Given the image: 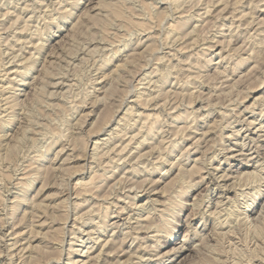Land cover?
Returning a JSON list of instances; mask_svg holds the SVG:
<instances>
[{
  "label": "rangeland",
  "instance_id": "374dc122",
  "mask_svg": "<svg viewBox=\"0 0 264 264\" xmlns=\"http://www.w3.org/2000/svg\"><path fill=\"white\" fill-rule=\"evenodd\" d=\"M263 23L264 0H0V264H44L61 248L56 264L69 248L76 264L100 249L98 264L131 252L121 264H264ZM93 175L76 208L69 190ZM144 189L161 209L147 220ZM61 198L65 210L52 209Z\"/></svg>",
  "mask_w": 264,
  "mask_h": 264
},
{
  "label": "bare ground",
  "instance_id": "6f19581e",
  "mask_svg": "<svg viewBox=\"0 0 264 264\" xmlns=\"http://www.w3.org/2000/svg\"><path fill=\"white\" fill-rule=\"evenodd\" d=\"M160 1H161V0H160ZM166 1H167V0H166ZM208 1H210V0H208ZM236 1H237V0H236ZM239 1H240V0H239ZM176 2H178V1H176ZM205 2H206V1H205ZM215 2H216V1H215ZM217 2H218V1H217ZM221 2H222V1H221ZM234 2H235V1H234ZM241 2H242V1H241ZM122 3H123V2H122ZM169 3H170V2H169ZM208 3H209V2H208ZM225 3H226V2H225ZM238 3H239V2H238ZM258 3H259V2H258ZM113 4H114V3H113ZM179 4H180V3H179ZM188 4H189V3H188ZM211 4H212V3H211ZM211 4H210V5H211ZM228 4H229V3H228ZM234 4H235V3H234ZM182 5H183V4H182ZM205 5H209V4L206 3ZM215 5H216V4H215ZM225 5H226V4H225ZM231 5H232V4H231ZM120 6H122V5L120 4ZM172 6H173V5H172ZM226 6H227V5H226ZM235 6H236V5H235ZM235 6H234V7H235ZM128 7H129V6H128ZM176 7H177V6H176ZM187 7H188V6H187ZM189 7H190V6H189ZM193 7H194V6H193ZM208 7H209V6H208ZM208 7H207V8H208ZM211 7H212V6H211ZM221 7H222V6H221ZM230 7H231V6H230ZM130 8H131V6H130ZM173 8H174V7H173ZM226 8H227V7H226ZM114 9H115V11L120 10L119 7H115ZM121 9H122V7H121ZM178 9H179V8H178ZM202 9H203V8H202ZM211 9H212V8H211ZM224 9H225V7H224ZM230 9H231V8H230ZM234 9H235V8H234ZM236 9H237V8H236ZM186 10H187V9H186ZM190 10H191V9H190ZM208 10H209V9H208ZM208 10L206 9L205 11L208 12ZM218 10H219V9H218ZM235 11H236V10H235ZM24 12H25V11H24ZM64 12H65V11H64ZM129 13H130V11H129ZM135 13H137V12H135ZM208 13H209V12H208ZM233 13H234V12H233ZM154 14H155V13H154ZM156 14H157V13H156ZM205 14H206V13H205ZM247 14H248V13H247ZM138 15H139V14H138ZM225 15H226V14H225ZM131 16H132V15H131ZM168 16H169V15H168ZM168 16H167V17H168ZM180 16H181V15H180ZM191 16H192V15H191ZM217 16H218V14H217ZM219 16H220V14H219ZM227 16H228V15H227ZM227 16H224V17H227ZM242 16H243V13H242ZM165 17H166V16H165ZM232 17H233V16H232ZM234 17H235V16H234ZM251 17H253V14H252ZM125 18H126V17H125ZM132 18H133V17H132ZM215 18H217V17H215ZM239 18H240V17H239ZM31 19H32V18H31ZM53 19H55V18H53ZM237 19H238V18H237ZM251 21H252V18H251ZM252 22H253V21H252ZM160 23H162V21H161ZM178 23H179V22H178ZM256 23H257V22H256ZM259 23H260V22H259ZM180 24H181V23H180ZM221 24H222V23H221ZM263 24H264V23H263ZM167 25H168V24H167ZM231 25H232V24H231ZM243 25H244V24H243ZM177 26H178V25H177ZM182 26H183V25H181L180 27L182 28ZM246 26H247V25H246ZM180 27H179V28H180ZM220 27H221V26H220ZM177 28H178V27H177ZM238 28H239V27H238ZM245 29H246V28H245ZM165 30H166V29H165ZM178 30H179V29H178ZM189 31H190V30H189ZM244 31H245V30H244ZM18 32H19V31H18ZM180 32H181V30H180ZM15 33H16V32H15ZM21 33H22V32H21ZM168 33H169V32H167L166 34H168ZM215 33H216V32H215ZM257 33H258V32H257ZM261 33H262V32H261ZM171 34H172V33H171ZM168 35H169V34H168ZM170 36H171V35H170ZM170 36H169V37H170ZM180 36H181V35H180ZM184 36H185V35H184ZM212 37H213V36H212ZM239 37H240V36H239ZM183 38H184V37H183ZM261 38H262V37H261ZM193 39H194V38H193ZM181 40H182V38H181ZM181 40H180V41H181ZM221 40H222V39H221ZM174 41H175V40H174ZM18 42H19V41H18ZM212 42H213V40H212ZM220 42H221V41H220ZM252 42H253V41H252ZM40 43H41V42H40ZM172 43H173V42H172ZM189 43H191V42H189ZM193 43H194V42H193ZM216 43H217V42H216ZM261 43H262V42H261ZM228 44H229V43H228ZM242 44H243V43H242ZM171 45H172V44H171ZM194 45H195V44H194ZM263 46H264V45H263ZM177 47H178V46H177ZM179 47H180V46H179ZM189 47H190V46H189ZM243 48H244V47H243ZM245 48H246V47H245ZM247 48H248V47H247ZM87 49H88V48H87ZM90 49H91V48H90ZM210 49H211V48H210ZM221 49H222V48H221ZM237 49H238V47H237ZM256 49H257V48H256ZM161 50H162V49H161ZM182 50H183V49H182ZM233 51H234V50H233ZM90 52H91V51H90ZM169 52H170V51H169ZM173 52H174V51H173ZM88 53H89V52H88ZM230 53H231V52H230ZM230 53H229V54H230ZM233 54H234V53H233ZM219 55H220V54H219ZM225 55H227V54H225ZM158 56H159V55H158ZM239 56H240V55H239ZM161 58H162V57H161ZM164 58H165V57H164ZM176 59H177V58H176ZM230 59H231V58H230ZM151 60H154V59H151ZM162 60H163V58H162ZM222 60H223V59H222ZM159 61H160V60H159ZM205 61H206V60H205ZM216 61H217V60H216ZM155 62H156V61H155ZM167 63H168V62H167ZM167 63H166V64H167ZM180 63H182V62H180ZM233 63H234V62H233ZM257 63H258V62H257ZM150 64H151V63H150ZM173 65H174V64H173ZM235 65H236V64H235ZM259 65H260V64H259ZM120 66H121V65H120ZM120 66H119V68H120ZM123 66H124V65H123ZM190 66H191V65H190ZM193 66H194V65H193ZM196 66H197V65H196ZM256 66H257V65H256ZM121 67H122V66H121ZM124 67H125V66H124ZM144 68H145V67H144ZM197 68H198V67H197ZM156 69H157V68H156ZM168 69H169V68H168ZM181 69H182V68H181ZM226 69H227V68H226ZM160 70H161V68H160ZM10 71H11V70H10ZM14 71H15V70H14ZM237 71H238V70H237ZM11 72H12V71H11ZM223 72H224V71H223ZM18 73H20V72H18ZM148 73H149V72H148ZM194 73H195V72H194ZM218 73H219V72H218ZM231 73H232V72H231ZM263 73H264V72H263ZM173 74H174V73H173ZM222 74H223V73H222ZM20 75H21V74H20ZM153 75H154V74H153ZM199 75H200V74H199ZM224 75H225V74H224ZM263 75H264V74H263ZM21 76H22V75H21ZM150 76H151V75H150ZM225 76H226V75H225ZM226 77H227V76H226ZM132 78H133V77H132ZM227 78H228V77H227ZM238 78H239V77H238ZM147 79H148V78H147ZM194 79H195V78H194ZM235 79H236V78H235ZM235 79H234V80H235ZM260 79H261V78H260ZM14 80H15V79H14ZM67 80H68V79H67ZM154 80H155V79H154ZM173 80H174V79H173ZM228 80H229V79H228ZM228 80H227V81H228ZM237 80H238V79H237ZM239 80H240V79H239ZM146 81H147V80H146ZM150 81H151V80H150ZM150 81H149V82H150ZM165 81H166V80H165ZM178 81H179V80H178ZM261 81H262V80H261ZM167 82H168V81H167ZM202 82H203V81H202ZM239 82H240V81H239ZM154 83H155V82H154ZM199 83H200V82H199ZM10 84H11V83H10ZM54 84H55V83H54ZM149 84H150V83H149ZM216 84H217V83H216ZM232 84H233V83H232ZM183 85H184V84H183ZM183 85H182V86H183ZM192 85H193V84H192ZM196 85H197V84H196ZM212 85H213V84H212ZM218 85H219V84H218ZM225 85H226V84H225ZM258 85H259V84H258ZM67 86H68V85H67ZM161 86H163V85L161 84ZM206 86H207V85H206ZM13 87H14V86H13ZM53 87H54V86H53ZM186 87H187V86H186ZM195 87H196V86H195ZM217 87H218V86H217ZM223 87H224V86H223ZM234 87H235V86H234ZM66 88H67V87H66ZM215 88H216V87H215ZM220 88H221V87H220ZM227 88H228V86H227ZM231 88H232V87H231ZM149 90H150V89H149ZM182 90H183V89H182ZM184 90H185V89H184ZM192 90H193V89H192ZM214 90H215V89H214ZM159 91H160V90H159ZM164 92H165V91H164ZM183 92H184V91H183ZM183 92H182V93H183ZM220 92H221V91H220ZM161 93H162V92H161ZM171 93H172V92H171ZM205 93H206V92H205ZM166 94H167V93H166ZM173 94H174V93H173ZM173 94H172V95H173ZM175 94H176V93H175ZM221 94H222V93H221ZM208 95H209V94H208ZM208 95H207V96H208ZM217 95H218V94H217ZM140 96H141V95H140ZM148 96H149V95H148ZM151 96H152V95H151ZM166 96H167V95H166ZM168 96H169V95H168ZM182 96H183V95H182ZM182 96H181V97H182ZM204 96H205V95H204ZM237 96H238V95H237ZM263 96H264V95H263ZM153 97H154V96H153ZM176 97H177V96H176ZM11 98H12V97H11ZM13 98H14V97H13ZM144 98H145V97H144ZM182 98H183V97H182ZM137 99H138V98H137ZM169 99H170V98H169ZM254 99H255V98H254ZM259 99H260V98H259ZM3 100H4V99H3ZM165 100H166V99H165ZM175 100H176V98H175ZM207 100H208V99H207ZM228 100H229V99H228ZM228 100H227V102H228ZM9 101H10V100H9ZM134 101H135V100H134ZM139 101H140V100H139ZM145 101H146V100L144 99V103H145ZM162 101H164V100H162ZM231 101H233V100H231ZM260 101H262V100H260ZM169 102H170V101H169ZM11 103H12V102H11ZM144 103H143V104H144ZM148 103H149V102H148ZM154 103H155V102H154ZM159 103H161V102H159ZM159 103H158V104H159ZM164 103H165V102H164ZM214 103L216 104V101H214ZM214 103H213V106H214ZM255 103H256V102H255ZM257 103H258V102H257ZM121 104H122V103H121ZM210 104H212V103H210ZM140 105H141V104H140ZM162 105H163V103H162ZM178 105H179V104H178ZM5 106H6V105H5ZM10 106H11V105H10ZM135 106H136V105H135ZM146 106H147V105H146ZM213 106H212V107H213ZM225 106H226V105H225ZM248 106H250V105H248ZM255 106H256V105H255ZM11 107H12V106H11ZM156 107H157V106H156ZM172 107L174 108V106H172ZM177 107H178V106H177ZM246 107H247V106H246ZM12 108H13V107H12ZM159 108H160V107H159ZM165 108H166V107H165ZM175 108H176V107H175ZM235 108H236V107H235ZM247 108H248V107H247ZM247 108H246V109H247ZM168 110H169V109H168ZM168 110H167V111H168ZM113 111H114V110H113ZM184 111H185V110H184ZM260 111H261V110H260ZM263 111H264V110H263ZM159 112H160V111H159ZM171 112H172V111H171ZM261 112H262V111H261ZM143 113H144V112H143ZM156 113H157V112H156ZM241 113H242V112H241ZM259 113H260V112H259ZM113 114H114V113H113ZM163 114H164V113H163ZM166 114H167V113H166ZM166 114H165V115H166ZM207 114H208V113H207ZM229 114H230V113H229ZM229 114H228V115H229ZM139 115H141V114H139ZM156 115H158V114H156ZM187 115H188V114H187ZM111 116H113V115H111ZM148 116H149V115H148ZM148 116H147V117H148ZM153 116H154V115H153ZM179 116H180V115H179ZM259 116H260V115H259ZM142 117H143V116H142ZM166 117H167V116H166ZM236 117H237V116H236ZM8 118H10V117H8ZM8 118H7V119H8ZM136 119H137V118H136ZM142 119H144V118H142ZM145 119H146V118H145ZM187 119H188V118H187ZM133 120H134V119H133ZM178 120H179V119H178ZM192 120H193V119H192ZM5 121H6V120H5ZM108 121H109V120H108ZM135 121H136V120H135ZM106 122H107V121H106ZM109 122H110V121H109ZM109 122H108V123H109ZM143 122H144V121H143ZM242 122H243V121H242ZM253 122H254V121H253ZM144 123H145V122H144ZM165 123H166V122H165ZM165 123H164V124H165ZM250 123H251V122H250ZM9 124H10V121L7 120L6 123H5V125H9ZM104 124H105V121H104ZM164 124H163V125H164ZM224 124H225V123H224ZM226 124H227V122H226ZM102 125H103V124H102ZM106 125H107V124H106ZM170 125H171V124H170ZM227 125H228V124H227ZM249 125H250V124H249ZM142 126H143V125H142ZM260 126H261V125H260ZM187 127H188V126H187ZM209 127H210V126H209ZM215 127H216V126H215ZM248 127H249V126H248ZM138 129H139V128H138ZM163 129H164V128H163ZM175 129H176V128H175ZM177 129H178V128H177ZM179 129H180V128H179ZM179 129H178V130H179ZM184 129H185V128H184ZM198 129H199V128H198ZM209 129H210V128H209ZM141 130H142V129H141ZM156 130H157V129H156ZM169 130H170V129H169ZM96 131H97V130H96ZM139 131H140V129H139ZM157 131H158V130H157ZM159 131H160V130H159ZM173 131H174V130H173ZM176 131H177V130H176ZM109 132H110V131H109ZM160 132H161V131H160ZM174 132H175V131H174ZM135 133H138V132H135ZM158 133H159V132H158ZM203 133H204V132H203ZM207 133H208V132H207ZM229 134H230V133H229ZM119 135H120V134H119ZM122 135H123V134H122ZM125 135H126V134H125ZM135 135H136V134H134L133 137H134ZM137 135H139V134H137ZM150 135H151V134H150ZM152 136H153V135H152ZM161 136H162V135H161ZM171 136H172V135H171ZM174 136H175V135H174ZM176 136H177V135H176ZM200 136H201V135H200ZM148 137H149V136H148ZM172 137H173V136H172ZM190 137H191V136H190ZM101 138H102V137H101ZM111 138H112V137H111ZM135 138H136V137H135ZM199 138H200V137H199ZM106 139H107V138H106ZM131 139H133V138H131ZM160 139H161V138H160ZM187 139H188V138H187ZM200 139H201V138H200ZM221 139H222V138H221ZM259 139H261V138H259ZM166 140H167V139H166ZM166 140H165V141H166ZM97 142H98L97 140H94V143H93L94 146H95V145H96V146L98 145V144H96ZM111 142H112V141H111ZM131 142H132V141H131ZM98 143H99V142H98ZM159 143H160V142H159ZM156 144H157V143H156ZM172 144H173V143H172ZM174 144H175V143H174ZM208 144H209V143H208ZM242 144H243V143H242ZM157 145H158V144H157ZM189 145H190V144H189ZM240 145H241V144H240ZM86 146H87V145H86ZM101 146H102V145H101ZM117 146H118V145H117ZM124 146H125V144H124ZM165 146H166V145H165ZM173 146H174V145H173ZM125 147H127V146H125ZM140 147H141V146H140ZM188 147H189V146H188ZM204 147H205V146H204ZM253 147H254V146H253ZM61 148H62V147H61ZM97 148H98V147H97ZM97 148H96V149H97ZM99 148H100V147H99ZM120 148H121V147H120ZM184 148H185V147H184ZM206 148H207V147H206ZM242 148H243V147H242ZM92 149H93V148H92ZM112 149H113V148H112ZM123 149H125V148H123ZM153 149H154V148H153ZM160 149H161V148H160ZM97 150H98V149H97ZM99 150H100V149H99ZM161 150H162V149H161ZM165 150H166V148H165ZM182 150H183V149H182ZM116 151H117V150H116ZM121 151H123V150H121ZM127 151H128V150H127ZM127 151H126V152H127ZM152 151H153V150H152ZM130 152H131V151H130ZM248 152H249V151H248ZM123 153H124V152H123ZM158 153H159V151H158ZM91 154H92V153H91ZM94 154H95V152H94ZM98 154H99V153H98ZM115 154H116V153H115ZM168 154H169V153H168ZM154 155H155V154H154ZM156 155H157V154H156ZM162 155H163V154H162ZM186 155H187V154H186ZM232 155H234V154H232ZM142 156H143V154H142ZM158 156H160V155H158ZM166 156H167V155H166ZM227 156H228V155H227ZM101 157H102V156H101ZM125 157H126V156H125ZM96 158H97V157H96ZM141 158H142V157H141ZM163 158H164V157H163ZM182 158H183V157H182ZM198 158H199V157H198ZM215 158H216V157H215ZM81 159H82V157H81ZM94 159H95V158H94ZM138 159H139V158H138ZM238 159H239V158H238ZM126 160H127V159H126ZM131 160H133V159H131ZM155 160H156V159H155ZM161 160H162V159H161ZM161 160H160V161H161ZM163 160H164V159H163ZM193 160H194V159H193ZM127 161H128V160H127ZM138 161H139V160H138ZM194 161H195V160H194ZM99 162H100V161H99ZM184 162H185V161H184ZM199 162H200V161H199ZM96 163H97V162H96ZM177 163H178V162H177ZM164 164H165V163H164ZM202 164H203V162H202ZM131 165H132V164H131ZM142 165H143V164H142ZM171 165H172V164H171ZM87 166H88V165H87ZM56 167H57V166H56ZM190 167H191V166H190ZM137 168H138V167H137ZM192 168H193V167H192ZM206 168H207V167H206ZM216 168H217V167H216ZM216 168H215V169H216ZM65 169H66V168H65ZM199 169H200V168H199ZM37 170H38V169H37ZM74 170H75V169H74ZM129 170H130V169H129ZM186 170H188V169H186ZM217 170H218V168H217ZM258 170H259V169H258ZM77 171L79 172V170H77ZM77 171L75 170V171L69 172V173H70V176L74 175L73 173H74V172H77ZM188 171H189V170H188ZM194 171L196 172V170H194ZM194 171H193V173H194ZM255 171H256V170H255ZM255 171H253V172H255ZM260 171H261V170H260ZM59 172H60V171H59ZM64 172H65V171H64ZM83 172H84V171H83ZM116 172H117V171H116ZM185 172H187V171H185ZM38 173H39V172H38ZM101 173H102V172H101ZM104 173H105V172H104ZM187 173H188V172H187ZM190 173H191V171H190ZM245 173H246V172H245ZM245 173H244V174H245ZM251 173H252V171H251ZM199 174H201V173H199ZM223 174H225V173H223ZM241 174H242V173H241ZM27 175H28V174H27ZM87 175H88V174H87ZM105 175H106V174H105ZM122 175H124V174H122ZM135 175H136V174H135ZM182 175H183V172H182ZM184 175H185V174H184ZM187 175H188V177H189V174H187ZM193 175H195V174H193ZM207 175H208V174H207ZM211 175H212V174H211ZM252 175H253V174H252ZM128 176H129V175H128ZM241 176H242V175H241ZM255 176H256V174H255ZM258 176H259V175H258ZM26 177H27V176H26ZM93 177H94V175H93L88 181H86V182H84V181L81 180L80 178H77V179L75 180V184H74V187H73V189H72L73 191H72V190H69V194H70V195L72 194L71 192H73L74 195H75V196L73 195V196L75 197V200H74V202H73V206H75L76 208L78 207V205L82 206V203H81L82 201H81V200H83V195H85V194H87V193H89V192L91 193V191H92L91 189L94 188L93 185L95 184V182L92 181V180H95V179H92ZM99 177H101V175H100ZM102 177H103V174H102ZM102 177H101V178H102ZM118 177H119V176H118ZM179 177H180V174H179ZM182 177H183V176H182ZM184 177H185V176H184ZM184 177L181 178L180 181H182V180L184 179ZM186 177H187V176H186ZM186 177H185V178H186ZM188 177H187V178H188ZM191 177H192V176H190V178H191ZM197 177H198V175H197ZM220 177H221V176H220ZM235 177H237V176H235ZM248 177H249V176H248ZM21 178H22V177H21ZM29 178H30V177H29ZM31 178H32V177H31ZM101 178H100V179H101ZM187 178H186V179H187ZM204 178H205V175H204V176L200 175V176H199V180L197 179V180H198V181L196 182L197 184L194 183V185H192V184H191V185H192V186H196V187H198L199 184H201V182H203V179H204ZM223 178H224V177H223ZM225 178H226V177H225ZM246 178H247V177H246ZM252 178L254 179V177H252ZM256 178H257V177H256ZM173 179H174V178H173ZM176 179H177V176H176ZM186 179H185V180H186ZM219 179H220V178H218V180H219ZM244 179H245V178H243V180H244ZM258 179H259V178H258ZM258 179H257V180H258ZM32 180H33V179H32ZM104 180H105V179H104ZM130 180H131V179H130ZM143 180H144V179H143ZM171 180H172V179H171ZM174 180H175V179H174ZM174 180H173V181H174ZM29 181H30V180H29ZM173 181H172V182H173ZM177 181H179V180H177ZM254 181H255V180H254ZM93 182H94V183H93ZM96 182H98V181H96ZM117 182H118V181H117ZM120 182H121V181H120ZM129 182H130V181H129ZM182 182H183V181H182ZM182 182H181V183H182ZM191 182H192V181H191ZM210 182H211V181H210ZM231 182H232V181H231ZM235 182H236V180H235ZM238 182H239V181H238ZM255 182H256V181H255ZM92 183H93V184H92ZM112 183H113V182H112ZM118 183H119V182H118ZM127 183H128V182H127ZM141 183H142V182H141ZM148 183H149V182H148ZM181 183H180V184H181ZM186 183H187V185H188V181H186ZM208 183H209V182H208ZM248 183H249V182H248ZM21 184L23 185V182H22ZM24 184H25V182H24ZM30 184H31V183H30ZM177 184H178V183H177ZM183 184H184V183H183ZM217 184H218V183H217ZM258 184H259V183H258ZM26 185H28V184H26ZM109 185H110V184H109ZM122 185H123V184H122ZM185 185H186V184H185ZM185 185H183V186H185ZM232 185H233V184H232ZM251 185H252V184H251ZM256 185H257V184H256ZM262 185H263V183H262ZM20 186H21V185H20ZM123 186H124V185H123ZM179 186H180V185H179ZM181 186H182V185H181ZM208 186H209V185H208ZM217 186H218V185H217ZM233 186H234V185H233ZM21 187L23 188L24 185L21 186ZM96 187H97V185L95 186V188H96ZM115 187H116V186H115ZM185 187H186V186H185ZM185 187H184V188H185ZM244 187H245V186H244ZM26 188H27V187H26ZM98 188H99V187H98ZM98 188H97V189H98ZM125 188H126V187H125ZM186 188H187V187H186ZM192 188H193V187H192ZM246 188H247V187H246ZM23 189H25V188H23ZM97 189H93V190H97ZM139 189H141V188H139ZM179 189H180V188H179ZM187 189H188V188H187ZM66 190H67V189H66ZM90 190H91V191H90ZM113 190H114V189H113ZM145 190H146V191H145ZM185 190H186V189H185ZM230 190H231V188H230ZM24 191H25V190H24ZM180 191H181V190H180ZM228 191H229V190H228ZM260 191H261V190H260ZM60 192H61V191H60ZM66 192H67V191H65V193H66ZM173 192H174V191H173ZM176 192H177V190H176ZM90 193H89V194H90ZM116 193H117V192H116ZM89 194H88V195H89ZM142 194H143L142 196L145 197L146 200L144 199L145 201H144L143 203H141V206H142V207H141V206H140V207H141L142 209H144L143 206H146L145 209H148V208H149L148 211H146V212H147V214H145L146 216L144 217V219H143V218H142V219H143V220H147V218H148V219L151 218V216L153 215V213L156 212V210H158V208L156 209V205H155V204H157V203L154 204V201H155L156 199H153L154 201H153V200H150V199H151V198H150L151 195L148 193V189H144V191L142 192ZM177 194H178V193H177ZM177 194H176V195H177ZM19 195H22V194H19ZM66 195H67V194H66ZM105 195H106V194H105ZM127 195H128V194H127ZM142 196H141V197H142ZM160 196H161V195H160ZM221 196H223V195H221ZM93 197H95V196H93ZM98 197H99V196H98ZM100 197H101V196H100ZM141 197H138L137 194L134 195V198H136V199H138V200H141ZM166 197H167V196H166ZM174 197H176V196H174ZM178 197H179V196H178ZM182 197H183V195H182ZM218 197H219V196H218ZM167 198H168V197H167ZM17 199H18V198H17ZM17 199H16V200H17ZM79 199H80V200H79ZM119 199H120V198H119ZM132 199H133V196H132ZM168 199H169V198H168ZM176 199H177V197H176ZM180 199H181V198H180ZM227 199H228V198H227ZM230 199H231V198H230ZM230 199H229V200H230ZM21 200H22V199H21ZM21 200H20V201H21ZM67 200H68V199H67ZM84 200H85V199H84ZM169 200H171V198H170ZM219 200H220V199H219ZM229 200H228V201H229ZM251 200H252V199H251ZM17 201H18V200H17ZM20 201H19V202H20ZM105 201H106V199H105ZM127 201H128V200H127ZM158 201H160V200H158ZM166 201H167V200H166ZM182 201H183V203H184V200H182ZM193 201H194V200H193ZM208 201H209V200H208ZM249 201H250V200H249ZM50 202H52V205L49 204L50 207H51L52 209L56 208L57 211H58V210H59V211H64L65 208H66V204H65V203H66V200H64V198H63V199L61 198L59 201L54 202V203H53V201H50ZM162 202H165V201H162ZM168 202H169V201H168ZM195 202H196V201L192 202V203H193V204H192V207L197 208L198 212H201L202 207L200 206V204L198 205V203H195ZM219 202H220V201H219ZM24 203H25V202H24ZM28 203H29V202H28ZM35 203H36V202H35ZM35 203H34V205H32V206H37V205H35ZM40 203H41V202H40ZM146 203H149V205H147ZM175 203H177L176 200H175ZM181 203H182V202H181ZM190 203H191V202H190ZM212 203H213V202H212ZM216 203H217V202H216ZM216 203H215V205H216ZM32 204H33V203H32ZM37 204H38V202H37ZM83 204H84V203H83ZM113 204H114V203H113ZM163 204H166V203H163ZM172 204H173V201H172V203H170V206H172ZM229 204H230V203H229ZM235 204H236V203H235ZM42 205H43V204H42ZM49 205H48V206H49ZM90 205H91V204H90ZM161 205H162V203H161ZM174 205H175V204H174ZM174 205H173V206H174ZM176 205H177V204H176ZM217 205H218V204H217ZM43 206H44V205H43ZM131 206H132V205H131ZM166 206H168V203H167ZM180 206H181V205H180ZM184 206H185V204H184ZM213 206H214V205H213ZM245 206H247V205H245ZM39 207H40V205H39ZM39 207H38V208H39ZM41 207H42V206H41ZM41 207H40V208H41ZM90 207H91V206H90ZM93 207H95V206H93ZM175 207H176V206H175ZM177 207H178V205H177ZM207 207H208V206H207ZM217 207H218V206H217ZM31 208H32V207H31ZM36 208H37V207H36ZM44 208H46V205L44 206ZM86 208H87V207H86ZM96 208H97V207H96ZM134 208H135V207H134ZM137 208H138V206H137ZM167 208H168V207H167ZM167 208H166V209H167ZM172 208H173V207H172ZM194 208H193V209H194ZM32 209H35V208L33 207ZM74 209H75V208H74ZM87 209H88V208H87ZM170 209H171V207H170ZM200 209H201V210H200ZM215 209H216V208H215ZM54 210H55V209H54ZM75 210H76V209H75ZM159 210H161V209H159ZM159 210H158V211H159ZM171 210H172V209H171ZM33 211H34V210H33ZM45 211H46V209H45ZM45 211H44V213H45ZM78 211H79V210H78ZM94 211H95V209H94ZM99 211H100V210H99ZM106 211H107V210H106ZM213 211H214V210H212V212H213ZM217 211H218V210H217ZM229 211H230V210H229ZM34 212H36V211H34ZM38 212H41V213H42L43 211L38 210ZM46 212H47V211H46ZM131 212H132V211H131ZM162 212H164V209H163ZM165 212H167V210H165ZM173 212H174V211H173ZM212 212L209 211V214L211 215ZM223 212H224V211H223ZM44 213H42V214H44ZM98 213H99V212H98ZM168 213H169V212H168ZM204 213H205V212H204ZM216 213H217V212H216ZM262 213H263V212H262ZM42 214H39V215L37 214L38 216H37V215H36V216L38 217V219H36L35 221H38L39 219L43 218V216H44L45 214H44V215H42ZM53 214H54V213H53ZM163 214H164V213H162V215H163ZM171 214H172V213H171ZM171 214H170V215H171ZM200 214L202 215V214H203V211H202ZM226 214H227V212H226ZM239 214H240V213H239ZM245 214H246V213H245ZM11 215H12V214H11ZM48 215H49V214H48ZM207 215H208V213H207ZM229 215H230V214H229ZM34 216H35V215H33V217H34ZM55 216H56V214H55ZM58 216H59V214H58ZM104 216L106 217V215H104ZM160 216H161V215H160ZM163 216H164V215H163ZM217 216H218V215H217ZM237 216H238V215H237ZM31 217H32V216H31ZM62 217H63V216H62ZM65 217H66V215H65ZM118 217H119V216H118ZM249 217H250V216H249ZM53 218H55V217H53ZM60 218H61V215H60ZM98 218H99V217H98ZM139 218H140V217H139ZM139 218H138V220H139ZM160 218H161V217H160ZM169 218H170V217H169ZM169 218H168V219H169ZM214 218H215V217H214ZM223 218H224V217H223ZM223 218H222V219H223ZM237 218H238V217H237ZM237 218H236V220L239 219V218H238V219H237ZM240 218H241V217H240ZM253 218H254V217H253ZM263 218H264V217H263ZM62 219L64 220V218H62ZM78 219H79V218H78ZM129 219H130V218H129ZM162 219H165V217H164V218L162 217ZM162 219H161V220H162ZM168 219H167V220H168ZM227 219H228V218H227ZM244 219H245V218H244ZM246 219H247V218H246ZM66 220H67V219H66ZM85 220H86V219H85ZM138 220H137V221H138ZM152 220H153V219H152ZM167 220H164V221H167ZM32 221H33V219H32ZM45 221H46V220H45ZM45 221H44V222H45ZM50 221H51V220H50ZM129 221H130V220H129ZM159 221H160V219H159ZM215 221H216V220H215ZM218 221H219V220H218ZM30 222H31V221H30ZM44 222L40 221L39 224H35L34 226H33V223L31 222V223H32V226H31V227L33 228V227H35L36 225H40V224L42 225V223L44 224ZM48 222H49V221H48ZM103 222H104V221H103ZM170 222H171V221H170ZM261 222H262V221H261ZM3 223H4V222H3ZM15 223H16V222H15ZM34 223H35V222H34ZM36 223H37V222H36ZM54 223H55V222H54ZM61 223H62V222H61ZM101 223H102V222H101ZM114 223H115V224H114ZM137 223H138V222H137ZM139 223H140V222H139ZM139 223H138V224H139ZM161 223H164V222H161ZM168 223H169V222H168ZM234 223H237V222H234ZM251 223H252V222H251ZM51 224H52V223H51ZM103 224H104V223H103ZM112 224H113L114 226H119L118 224H116V222H113ZM166 224H167V223H166ZM224 224H225V223H224ZM252 224H253V223H252ZM252 224H251V225H252ZM3 225H4V224H3ZM41 225H40V226H41ZM44 225H45V224H44ZM49 225H50V224H49ZM64 225H65V224H64ZM218 225H219V224H218ZM230 225H231V224H230ZM233 225H234V224H233ZM45 226H46V225H45ZM59 226H60V225H59ZM59 226H58V228H59ZM234 226H235V225H234ZM247 226H248V225H247ZM249 226H250V225H249ZM254 226H256V225H254ZM14 227H15V226H14ZM38 227H39V226H38ZM48 227H49V226H48ZM48 227H47V229H48ZM54 227H56V226H54ZM139 227H140V225H139ZM166 227H167V225H166ZM230 227H231V226H230ZM238 227H239V226H238ZM238 227H236V228H238ZM244 227H245V226H244ZM257 227H259V226L257 225ZM50 228H52L51 225H50ZM80 228H81V227H80ZM100 228H101V227H100ZM130 228H131V227H130ZM167 228H168V227H167ZM220 228H221V227H220ZM255 228H256V227H255ZM12 229H13V228H12ZM52 229H53V228H52ZM60 229L62 230L61 232H60V230H58L57 228H55V230H54V233H55V234L52 233L53 235H51L52 238H53V240H54L56 237H58V236L60 235V233H61V234H62L63 232L65 233V231L63 230V227H60ZM65 229H66V227H65ZM154 229H155V228H154ZM165 229H166V228H165ZM186 229H187V228H186ZM234 229H235V228H233V230H234ZM251 229H252V228H251ZM30 230H31V229H30ZM39 230H40V229H38V233H39ZM49 230H51V229H49ZM49 230H46V232L49 231ZM72 230H73V229H72ZM212 230H213V229H212ZM257 230H258V229H257ZM259 230H262V231H263V229H259ZM259 230H258V231H259ZM99 231H100V230H99ZM156 231H160V230H159V229H156ZM225 231H226V230H225ZM248 231H249V229H248ZM23 232H24V231H23ZM23 232H20V233H18V234H17V232H15V233L17 234V236H20V234H22ZM51 232H53V231H51ZM70 232H71V231H70ZM114 232H115V231H114ZM236 232H238V231H236ZM239 232H240V231H239ZM251 232H253V231H251ZM251 232H250V233H251ZM64 233H63V238H64ZM222 233H223V232H222ZM247 233H248V232H247ZM254 233H255V232H254ZM29 234H30V233H29ZM33 234H34V233H33ZM33 234H32V236L34 237ZM35 234H36V233H35ZM40 234H41V233H40ZM42 234H43V233H42ZM126 234H127V232H126ZM226 234H227V233H225V235H226ZM234 234H235V233H234ZM241 234H242V233H241ZM245 234H246V233H245ZM263 234H264V233H263ZM6 235H7V234H6ZM45 235H46V234H45ZM65 235H66V234H65ZM108 235H109V234H108ZM156 235H157V234H156ZM172 235H173V231H172V233L170 234V238L172 237ZM227 235H228V234H227ZM229 235H230V234H229ZM252 235H253V234H252ZM258 235H259V234H258ZM260 235H261V234H260ZM12 236H13V235H12ZM37 236H38V235H37ZM46 236H47V235H46ZM46 236H44V238H45ZM51 236H50V237H51ZM126 236H127V235H126ZM126 236H125V237H126ZM130 236H131V235H130ZM195 236H196V235H195ZM38 237H39V236H38ZM54 237H55V238H54ZM60 237H61V235H60ZM72 237H73V236H72ZM107 237H108V236H107ZM233 237H234V236H233ZM241 237H242V236H241ZM258 237H259V236H258ZM13 238H14V237H13ZM44 238H43V240H44ZM52 238H51V239H52ZM58 238H59V237H58ZM98 238H99V237H98ZM122 238H123V237H122ZM135 238H136V237H134L133 240H134ZM219 238H220V237H219ZM222 238H223V237H222ZM224 238H225V237H224ZM237 238H238V237H237ZM247 238H248V237H247ZM259 238H260V237H259ZM8 239H9V238H8ZM45 239H46V238H45ZM75 239H76V238H75ZM123 239H124V238H123ZM126 239H127V238H126ZM182 239H183V238H182ZM185 239H186V238H185ZM210 239H211V238H210ZM257 239H258V238H257ZM39 240H40V239H39ZM56 240H57V239H56ZM97 240H98V239H97ZM105 240H106V239H105ZM105 240H104V241H105ZM246 240H247V239H246ZM252 240H253V239H252ZM262 240H263V239H262ZM15 241H16V240H15ZM31 241H32V240H31ZM54 241H55V240H54ZM73 241H74V240H73ZM121 241H122V243L124 242L123 240H121ZM44 242H45V241H44ZM46 242H47V241H46ZM61 242H63V240H61ZM61 242H60V243H61ZM114 242H115L114 240H110V241H109V240H106V241L103 243V246H104V247H107V246H108V247H111L110 245H114ZM119 242H120V241H119ZM242 242H243V241H242ZM42 243H43V242H42ZM56 243H57V242H56ZM96 243H97V241H96ZM219 243H220V241H219ZM228 243H229V242H228ZM255 243H256V242H255ZM258 243H259V242H258ZM35 244H36V243H35ZM35 244H33V245H35ZM45 244H46V243H45ZM57 244H58V243H57ZM61 244H62V243H61ZM61 244H58V247H60ZM151 244H152V243H151ZM24 245H25V244H24ZM43 245H44V243H43ZM70 245H71V244H70ZM70 245H69V247H71ZM101 245H102V244H101ZM196 245H197V244H196ZM262 245H263V244H262ZM14 246H15V245H14ZM25 246H26V245H25ZM27 246H28V248H29V249L25 248V249L29 250V252H28V256H27V257H30V256H32V253L35 254V252H36L35 250H36V249L33 250V247H34V246H31V244H29V245H27ZM36 246H37V245H35V248H37ZM86 246H87V244H86ZM181 246H182V245H181ZM194 246H195V244H194ZM210 246H211V245H210ZM222 246H223V245H222ZM38 247H40V246H38ZM42 247H43V246H42ZM45 247H46V245H45ZM184 247H185V246H184ZM206 247H207V246H206ZM228 247H229V246H228ZM233 247H234V246H233ZM237 247H238V246H237ZM255 247H256V246H255ZM46 248H47V247H46ZM88 248H90V246H89ZM193 248H194V247H193ZM244 248H245V247H244ZM22 249H24V248H22ZM25 249H24V250H25ZM49 249H51V247H49ZM49 249L47 248V251H48ZM55 249H57V247H56ZM58 249H59V248H58ZM58 249H57V250H58ZM73 249H74V248H73ZM111 249H112V248H110L109 250H111ZM117 249H118V250H117ZM154 249H155V248H154ZM198 249H199V248H198ZM232 249H233V248H232ZM232 249H231V250H232ZM11 250H12V249H11ZM18 250H19V249H18ZM37 250H39V249H37ZM51 250H53V247H52ZM51 250H50V251H51ZM57 250H56V251H57ZM59 250H60V251H59V253H58V258H57L55 261H54V259H53V256H52V257H49L50 259H52V262H55V263H50V262H48V261H49V258H47L48 261H47V260L44 261V264H45V262H47V264H48V263H50V264L60 263V260H61L62 254H63L62 251H63L64 249L62 250V248H61V249H59ZM100 250H101V249H100ZM100 250H99V252H97V254L94 253L95 256L92 255L93 257H92V256H89V254L86 255V257H87L88 259L92 260L91 263L89 262L90 264H98V263H101L100 260H101L102 258H100V253L102 254L103 252H101ZM115 250L120 251V252H122V253L124 252L123 255L126 253V250L123 249V248H121L120 246H119V247L117 246V247L115 248ZM115 250L112 249L113 252H115ZM135 250H136V249H135ZM135 250H134V251H135ZM177 250H178V249H177V248H174V247L171 249V251H173V253H174V252H176V253L179 252V251H177ZM208 250H209V249H208ZM220 250H221V249H220ZM21 251H22V250H21ZM34 251H35V252H34ZM39 251H40V250H39ZM39 251H38V252H39ZM50 251H49V252H50ZM56 251H55V252H56ZM77 251H78V250H77ZM77 251H76V252H77ZM83 251H84V250H83ZM87 251H88V250H86V253H87ZM105 251H106V250H105ZM112 251H108L107 253H105V254H106V257L109 256V254L112 256V254H113ZM156 251H157V250H156ZM217 251H218V250H217ZM241 251H242V249H241ZM248 251H249V250H248ZM250 251H251V250H250ZM45 252H46V250H45ZM57 252H58V251H57ZM111 252H112V253H111ZM215 252H216V251H215ZM15 253H16V252H15ZM43 253H44V251H43ZM72 253H75L74 250H72V249L70 250V248H69V249H68V261H69V262L66 263V264H76V262L79 261V260H75V261H74L73 259H71V258L69 257ZM117 253H118V252H115V255H114V256H116ZM122 253H121V254H122ZM131 253H132V252H131ZM131 253H129L130 256H129V258H127V259H130L131 256H134V255L131 254ZM249 253H250V252H249ZM262 253H263V251H262ZM26 254H27V253H26ZM39 254H40V252H39ZM138 254H139V253H138ZM221 254H222V253H221ZM236 254H237V253H236ZM238 254H239V253H238ZM260 254H261V253H260ZM263 254H264V253H263ZM36 255H37V253H36ZM36 255H35V257L37 258L38 256H36ZM56 255H57V254H56ZM125 255H126V254H125ZM127 255H128V253H127ZM127 255H126V257H127ZM140 255H141V254H140ZM247 255H248V254H247ZM247 255H246V256H247ZM10 256H11V255H10ZM33 256H34V255H33ZM39 256H41V255H39ZM224 256H225V255H224ZM241 256H242V255H241ZM241 256H240V258H241ZM260 256H261V255H260ZM260 256H259V257H260ZM12 257H13V256H12ZM41 257H42V256H41ZM117 257H118V256H117ZM216 257H217V256H216ZM8 258H9V257H8ZM13 258H14V257H13ZM31 258H32V257H30V260H31ZM104 258H105V257H104ZM156 258H157V257H156ZM254 258H255V257H254ZM9 259H10V258H9ZM18 259H19V258H18ZM28 259H29V258H28ZM123 259H124V258H123ZM127 259H125V260H124L123 262H121V263H125V262L128 263L129 260H127ZM238 259H239V258H238ZM33 260H34V259H32V261H33ZM105 260H106V259H105ZM105 260H104V261H105ZM108 260H109V259H108ZM115 260H116V259H114V262H116ZM136 260H139V261H137V262L140 263L141 261H143V256H140V257L138 256V259H136ZM213 260H214V259H213ZM218 260H219V259H218ZM8 261H9V260H8ZM50 261H51V260H50ZM80 261H82V259H81ZM118 261H119V260H118ZM244 261H245V260H244ZM27 262L30 263L31 261L29 262V260H28ZM35 262H36V261H35ZM38 262H40V259H39ZM132 262H133V261H132ZM212 262H213V261H212ZM222 262H223V261H222ZM234 262H235V261H234ZM239 262H240V261H239ZM250 262H251V261H250ZM6 263H7V262H6ZM28 263H26V264H28ZM107 263H109V262H107ZM116 263H117V262H116ZM119 263H120V262H119ZM121 263H120V264H121ZM133 263H134V262H133ZM235 263H236V262H235ZM37 264H38V263H37ZM82 264H83V262H82ZM103 264H104V263H103ZM105 264H106V263H105ZM109 264H110V263H109ZM141 264H142V263H141ZM214 264H215V263H214Z\"/></svg>",
  "mask_w": 264,
  "mask_h": 264
}]
</instances>
